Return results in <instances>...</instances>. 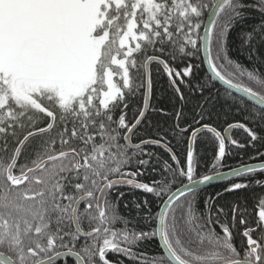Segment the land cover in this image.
I'll use <instances>...</instances> for the list:
<instances>
[{
	"label": "snow or ice",
	"instance_id": "6c2138e0",
	"mask_svg": "<svg viewBox=\"0 0 264 264\" xmlns=\"http://www.w3.org/2000/svg\"><path fill=\"white\" fill-rule=\"evenodd\" d=\"M68 258L264 264V0H0V264Z\"/></svg>",
	"mask_w": 264,
	"mask_h": 264
},
{
	"label": "trees",
	"instance_id": "16d2710c",
	"mask_svg": "<svg viewBox=\"0 0 264 264\" xmlns=\"http://www.w3.org/2000/svg\"><path fill=\"white\" fill-rule=\"evenodd\" d=\"M255 19H256L255 16H250L249 17V20L250 21L251 20H255ZM236 47H238V45H236L232 49V51H233L232 59L233 60H236L239 63L244 64L245 67H249L250 68L251 65H250V62L247 60L246 54H244V53L236 54V51H235V48ZM164 79L166 80V77ZM166 88H167V85L163 81H161L160 83H158L156 85V92H155V96H154L153 101H152L153 104H160L162 107H168V108L171 107V104H172L173 101H172L170 92L169 91H166ZM217 88L221 92H224V90H225L222 87H220L219 85H217ZM178 106L179 105H177V107ZM173 143H175V142H173ZM186 147H187V145L185 144L184 145V148L186 149ZM195 150L202 157H207V156H210V154H211V145L204 146V145H201V144L197 143L195 145ZM177 154L179 155V152ZM125 191H127V189H125ZM208 191H212V189H208ZM129 198H131L130 193H129ZM250 210H253L251 204H250ZM256 210H258V209H256ZM147 255L149 257H151L153 255L152 250H149V252L147 253ZM61 264H73V261L70 260V259H67V260H63L61 262ZM126 264H127V262H126Z\"/></svg>",
	"mask_w": 264,
	"mask_h": 264
},
{
	"label": "water",
	"instance_id": "95a60500",
	"mask_svg": "<svg viewBox=\"0 0 264 264\" xmlns=\"http://www.w3.org/2000/svg\"><path fill=\"white\" fill-rule=\"evenodd\" d=\"M216 84L219 85L220 87H222L223 89H226L227 88V85H224L222 82L217 81ZM230 91H233L234 92V90H230ZM237 95H242V94H237ZM68 259H70V260L73 261V258H68Z\"/></svg>",
	"mask_w": 264,
	"mask_h": 264
}]
</instances>
